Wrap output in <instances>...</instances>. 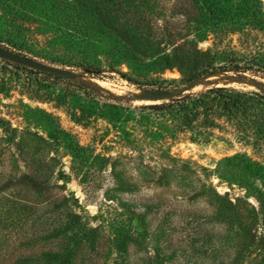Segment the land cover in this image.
<instances>
[{
  "label": "rangeland",
  "instance_id": "1",
  "mask_svg": "<svg viewBox=\"0 0 264 264\" xmlns=\"http://www.w3.org/2000/svg\"><path fill=\"white\" fill-rule=\"evenodd\" d=\"M0 45L69 71L0 57V220L13 205L34 210L22 228L0 222L12 261L36 253L41 264L44 252L69 246L74 264H156L143 217L151 231L165 223L175 247L191 230L200 243L216 193L257 213L252 247L264 259V103L241 139L224 118L185 126L145 97L186 84V97L215 86L264 93L251 81L264 84V0H0ZM205 63L215 70L186 81ZM74 213L94 228L93 242L75 245L79 225L51 235ZM117 228L129 232L122 257L110 236Z\"/></svg>",
  "mask_w": 264,
  "mask_h": 264
},
{
  "label": "trees",
  "instance_id": "2",
  "mask_svg": "<svg viewBox=\"0 0 264 264\" xmlns=\"http://www.w3.org/2000/svg\"><path fill=\"white\" fill-rule=\"evenodd\" d=\"M89 23L98 26L99 18H90ZM3 60L18 66L28 67L4 58ZM234 64L235 65H232L230 68L235 70V72L243 74L249 70H254V67L248 65ZM208 67H210V64H203L193 75L194 77H189L186 81L190 82L194 78H201L207 73L215 70L212 67V71H210ZM46 73L60 77L58 74ZM263 103L264 93L255 90L215 86L195 95L187 97L178 95L171 98L170 101L162 100V103L150 104L147 107L168 112L185 126L193 125L200 119V116L206 117L205 123L207 126L218 125L217 119L224 118L228 123L227 126L233 128V130L238 133L237 136L239 138L249 139V132L256 126V109L259 104ZM216 194L219 199H215L216 201L213 204V213L210 219L212 224L200 243H197L200 240L197 235H194L195 231L191 230L190 234L187 235L189 237L186 239V244L183 245V248H179L178 246L175 247L172 244L174 243V238L170 237L171 233L165 223L160 221L155 230L151 231L147 227L148 222H146L143 217V223L145 224L143 232L148 236L152 235L151 238L155 243V249H153L154 254L148 257V260L154 261L156 264H168L169 261L175 258H182L185 260L207 258L209 261L208 264H264V259L257 261V255H259L260 251L255 252L252 247L258 221L257 213L253 209L247 210L243 208L241 201L238 199L232 201L229 198L221 197L218 193ZM25 208L22 206L18 210L14 205L12 208L9 207L5 221L0 220V222H7L5 223L6 226L10 227L12 225L13 228L19 224L22 228L28 221L27 219L34 213L33 209L28 207L27 209ZM244 210H247V214H244ZM63 214L62 212V215ZM76 217L77 214L74 213L70 220H65L64 218L58 219L59 225L54 227L51 235L57 236L79 225V232L83 231V235L80 233L77 234L75 245H78L82 239L87 240L88 243L93 242L95 240L94 228L92 226L89 229L86 226L82 228ZM32 227L34 228V226L30 228ZM43 230L44 229H38L37 232H33L29 240H32L34 243L37 239L42 238L41 232ZM128 233L129 232L124 231L123 228H117L115 232L110 233L116 255L119 254V256L122 257L123 252L128 250L129 241L125 239ZM45 237L47 238V236ZM27 242L26 240L25 242L22 240L19 244H26ZM1 245H3V243ZM43 255L45 261L41 264H74L73 256L75 252L73 253V248L71 249L69 246L64 247L62 251H46ZM40 256L41 254L37 255L36 253L25 254L16 257L12 261L10 256H8L0 246V264H40L36 263ZM116 264L126 263L122 260ZM127 264L130 263L127 262Z\"/></svg>",
  "mask_w": 264,
  "mask_h": 264
},
{
  "label": "water",
  "instance_id": "3",
  "mask_svg": "<svg viewBox=\"0 0 264 264\" xmlns=\"http://www.w3.org/2000/svg\"><path fill=\"white\" fill-rule=\"evenodd\" d=\"M0 57L29 66L31 68H35L38 70H42V71H46V72H50V73H54L58 75H67L69 73V71L64 68L51 66L49 64L37 61L28 56L11 51L10 49H7L1 45H0ZM239 77L244 78V79L248 78L246 75H241ZM251 81L255 83L259 88L264 90V84H262L259 81L252 80V79ZM188 88H189V84H186L182 86L181 88L173 90V91L150 90L148 91V94L145 95V97L151 100H167V99H171V98H174L180 95L181 93L187 91Z\"/></svg>",
  "mask_w": 264,
  "mask_h": 264
}]
</instances>
